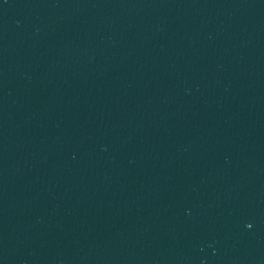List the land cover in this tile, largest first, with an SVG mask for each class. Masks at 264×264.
<instances>
[{
    "label": "water",
    "instance_id": "obj_1",
    "mask_svg": "<svg viewBox=\"0 0 264 264\" xmlns=\"http://www.w3.org/2000/svg\"><path fill=\"white\" fill-rule=\"evenodd\" d=\"M264 178V0H0V197L111 203Z\"/></svg>",
    "mask_w": 264,
    "mask_h": 264
}]
</instances>
